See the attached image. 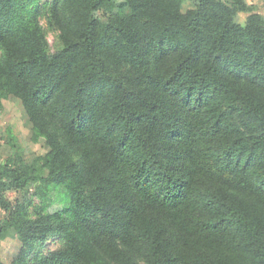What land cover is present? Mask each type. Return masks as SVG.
Returning a JSON list of instances; mask_svg holds the SVG:
<instances>
[{"label":"trees","instance_id":"1","mask_svg":"<svg viewBox=\"0 0 264 264\" xmlns=\"http://www.w3.org/2000/svg\"><path fill=\"white\" fill-rule=\"evenodd\" d=\"M31 1L0 0V90L78 146L82 182L59 155L16 153L0 236L64 233L85 264H264V16L245 0H52L49 54ZM51 185L65 207L36 220L6 197L35 186L50 202Z\"/></svg>","mask_w":264,"mask_h":264},{"label":"rangeland","instance_id":"2","mask_svg":"<svg viewBox=\"0 0 264 264\" xmlns=\"http://www.w3.org/2000/svg\"><path fill=\"white\" fill-rule=\"evenodd\" d=\"M245 1L255 13L264 16V0ZM27 8L31 11L35 9L39 10L37 18L46 37L48 53L53 54L60 50L63 46V34L61 35V31L52 21V0L31 1L27 3ZM190 8L191 4L187 1L184 4V10H190ZM97 16L104 20L106 19L101 12ZM248 17V13H239L235 22L240 25H245ZM112 69L118 73L122 71L128 72L129 70L125 65L119 68L112 66ZM137 74L141 75L142 72H138ZM46 129L44 125L40 126L34 123L19 100L8 97L5 91L0 90V164L5 165L11 163L16 153L22 156V160L26 164H32L38 159H52L54 154H56V156L59 155V164L62 160L70 163L68 178L66 180L67 185L72 186L78 182L81 183L82 181L75 174L77 173L80 162L78 146H71L67 141L59 139L61 143L58 147L54 139L46 133ZM40 164H43V161ZM71 172H73V175L70 176ZM43 176H49L47 169L43 171ZM36 191L35 186L27 188L25 191L12 190L6 193V197L14 206L16 204L23 205L26 218L31 220H36L46 215H53L60 209L63 211L65 204L61 199L64 194L59 188L51 185L49 191L50 202L39 197ZM67 214L68 211L63 216H67ZM6 216L7 213L0 209V221ZM70 245L69 237L60 232L48 234L26 245L22 242L14 228H8L0 236V264H39L43 258L51 255H57L59 258L58 263L60 264H85L68 260L67 256L71 255V253H64ZM101 264L110 263L104 261Z\"/></svg>","mask_w":264,"mask_h":264}]
</instances>
